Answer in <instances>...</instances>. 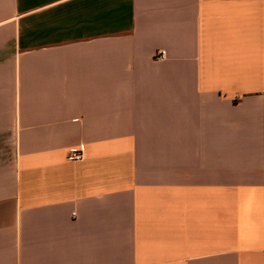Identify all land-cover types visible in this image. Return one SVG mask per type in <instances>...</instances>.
Returning a JSON list of instances; mask_svg holds the SVG:
<instances>
[{"label": "crops", "instance_id": "obj_1", "mask_svg": "<svg viewBox=\"0 0 264 264\" xmlns=\"http://www.w3.org/2000/svg\"><path fill=\"white\" fill-rule=\"evenodd\" d=\"M0 264H264V0H0Z\"/></svg>", "mask_w": 264, "mask_h": 264}, {"label": "built area", "instance_id": "obj_2", "mask_svg": "<svg viewBox=\"0 0 264 264\" xmlns=\"http://www.w3.org/2000/svg\"><path fill=\"white\" fill-rule=\"evenodd\" d=\"M164 57H165V51H160L155 54V58L158 60H162ZM84 151H85V148L82 145L71 148L68 151L67 160L71 162L81 161L84 157Z\"/></svg>", "mask_w": 264, "mask_h": 264}]
</instances>
